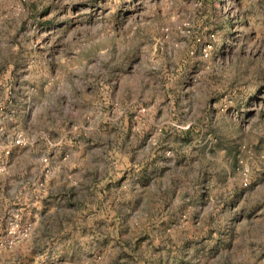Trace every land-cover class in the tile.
<instances>
[{
  "label": "rangeland",
  "instance_id": "1",
  "mask_svg": "<svg viewBox=\"0 0 264 264\" xmlns=\"http://www.w3.org/2000/svg\"><path fill=\"white\" fill-rule=\"evenodd\" d=\"M0 264H264V0H0Z\"/></svg>",
  "mask_w": 264,
  "mask_h": 264
}]
</instances>
